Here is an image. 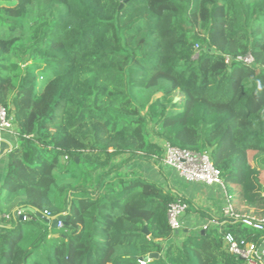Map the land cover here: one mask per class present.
Returning <instances> with one entry per match:
<instances>
[{"label": "trees", "instance_id": "obj_1", "mask_svg": "<svg viewBox=\"0 0 264 264\" xmlns=\"http://www.w3.org/2000/svg\"><path fill=\"white\" fill-rule=\"evenodd\" d=\"M0 105V264H244L223 235L264 239L124 171H161V141L207 153L232 212L264 216V0H0ZM176 201L223 224L174 232Z\"/></svg>", "mask_w": 264, "mask_h": 264}, {"label": "built area", "instance_id": "obj_2", "mask_svg": "<svg viewBox=\"0 0 264 264\" xmlns=\"http://www.w3.org/2000/svg\"><path fill=\"white\" fill-rule=\"evenodd\" d=\"M195 57L198 54V46H195ZM238 61L244 62L247 65L253 64V59L250 55L237 57ZM230 62V58H226V63ZM13 119L9 117L6 109L0 105V139L3 134H14ZM160 146L163 149L161 163L166 168L171 169L180 179L186 183L202 184L205 186H216L223 189L221 174L216 169L207 153H193L187 150L178 149L170 145L166 141H161ZM67 159V158H66ZM226 205L222 208V217L232 219L234 222H239L244 227L257 231H264V216L250 217L238 216L232 212L228 198L225 196ZM186 205L181 201H176L169 204L167 209L168 225L174 232H179L184 228L183 217L186 212ZM17 216L21 220H27L21 211H18ZM48 212H44V217L48 219ZM223 222L216 218L206 220L199 230L206 231L212 227H220ZM62 227V221L59 220L57 228ZM223 247L227 253L243 261L244 264H263L264 263V239L259 242H250L238 240L231 233H226L222 238ZM140 264H144L140 261Z\"/></svg>", "mask_w": 264, "mask_h": 264}, {"label": "crops", "instance_id": "obj_3", "mask_svg": "<svg viewBox=\"0 0 264 264\" xmlns=\"http://www.w3.org/2000/svg\"><path fill=\"white\" fill-rule=\"evenodd\" d=\"M14 143V135L5 133L0 139V164L2 157L6 154L7 150ZM140 166L139 172L146 178L157 182L159 185L164 186L166 182L179 192L182 196L186 197L192 203L200 208L210 212L215 217H221L222 208L226 205L225 194L221 191H215L214 186L208 187L205 185L186 183L180 179L171 169L166 168L160 162L161 171L155 166L147 162H136ZM3 175V167L0 165V177ZM184 228H197L206 221L196 215H184L183 217ZM186 226V227H185ZM186 231H189L186 229Z\"/></svg>", "mask_w": 264, "mask_h": 264}, {"label": "rangeland", "instance_id": "obj_4", "mask_svg": "<svg viewBox=\"0 0 264 264\" xmlns=\"http://www.w3.org/2000/svg\"><path fill=\"white\" fill-rule=\"evenodd\" d=\"M138 163L136 162H132L130 164H128L126 166V168L124 169L125 172H131V171H139L140 170V166H137ZM80 172L77 168H74L73 171H71L68 175H67V181H70L72 183H75L78 180V176H79ZM201 185V184H200ZM202 186V185H201ZM208 187H213V186H208ZM214 190L215 191H221V193L224 194V190L221 189L220 187H216L214 186ZM186 227V226H185ZM187 228V227H186ZM197 230V228H195V231Z\"/></svg>", "mask_w": 264, "mask_h": 264}, {"label": "water", "instance_id": "obj_5", "mask_svg": "<svg viewBox=\"0 0 264 264\" xmlns=\"http://www.w3.org/2000/svg\"><path fill=\"white\" fill-rule=\"evenodd\" d=\"M176 100H177V98H174V102ZM59 220H61V221L64 220V217L61 216V217H55V218H51V219H46L45 222L49 223L52 228H56ZM201 232L204 233V231H201ZM142 233L144 235H146L147 237L149 236V232L147 231L146 227L143 228ZM158 256L159 255L157 253H153V254L148 255L144 259H141V261L146 262L148 260L157 259Z\"/></svg>", "mask_w": 264, "mask_h": 264}]
</instances>
